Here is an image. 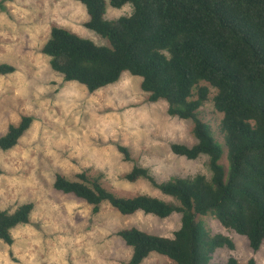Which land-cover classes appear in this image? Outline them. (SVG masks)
<instances>
[{"label":"trees","instance_id":"obj_1","mask_svg":"<svg viewBox=\"0 0 264 264\" xmlns=\"http://www.w3.org/2000/svg\"><path fill=\"white\" fill-rule=\"evenodd\" d=\"M87 11L85 28L108 41L98 46L66 29L53 27L42 48L51 69L67 83L94 94L121 79L123 73L141 79L150 103L168 105V114L191 121L196 144H172L171 152L189 161L208 156L211 177L196 175L160 183L139 165L124 177L131 183L147 181L177 203L149 195L119 197L103 186L102 176L80 173L76 180L57 175L54 189L72 195L99 213L108 204L122 216L142 213L161 220L177 214L180 228L172 238L138 228L118 236L131 248L129 264H143L151 254L169 264H213L219 249L235 250L231 238L214 235L199 217L212 216L226 230L245 237L256 254L264 245V0H75ZM133 7L130 16L105 19L107 6ZM16 68L0 64V77ZM222 116L228 168L220 161L224 150L212 137L201 109L211 100ZM33 119L21 118L0 136V151L14 149ZM125 162L129 149L118 147ZM2 171L0 170V175ZM33 204L13 213L0 210V241L11 247L12 231L30 224ZM224 264L240 263L230 258Z\"/></svg>","mask_w":264,"mask_h":264},{"label":"rangeland","instance_id":"obj_2","mask_svg":"<svg viewBox=\"0 0 264 264\" xmlns=\"http://www.w3.org/2000/svg\"><path fill=\"white\" fill-rule=\"evenodd\" d=\"M133 7L107 6L105 19L130 16ZM86 8L75 0H0V64L13 65L14 74L0 77V136L22 117L33 119L18 145L0 151V210L13 213L33 204L30 224L12 231L13 246L0 241V264H129L132 250L118 233L138 228L151 235L172 238L180 228V215L161 220L137 213L122 216L108 204L99 213L72 195L54 189L57 175L76 180L80 173L102 176L103 186L119 197L149 195L177 203L147 181L131 184L124 177L135 165L150 170L158 182L196 175L211 177L208 156L196 161L177 157L172 144L193 146L191 121L168 114L164 101L150 103L141 79L123 73L119 82L90 94L67 83L50 67L42 48L53 27L66 29L98 46L107 40L85 28ZM211 100L201 109L212 137L224 150L220 163L228 168L222 116ZM119 146L129 149L133 162H125ZM214 235L232 239L235 250L219 249L213 264L230 258L240 263L254 259L264 264V245L254 253L245 237L226 230L214 217H199ZM151 254L143 264H169Z\"/></svg>","mask_w":264,"mask_h":264}]
</instances>
